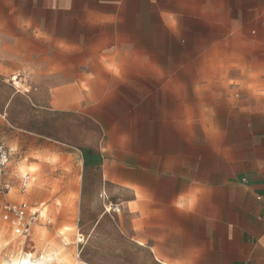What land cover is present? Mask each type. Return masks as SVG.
Wrapping results in <instances>:
<instances>
[{
  "label": "crops",
  "instance_id": "1",
  "mask_svg": "<svg viewBox=\"0 0 264 264\" xmlns=\"http://www.w3.org/2000/svg\"><path fill=\"white\" fill-rule=\"evenodd\" d=\"M0 11L13 58L24 29L27 57L42 44L44 73L79 74L89 59L115 91H137L143 128L107 130L101 165L122 191L128 264H264V56L242 45L264 42V0H0ZM11 63L0 74L16 73ZM125 75L171 78L134 86ZM13 179L8 170L0 200L29 202L34 177L20 175L17 192ZM30 204L46 222L45 202Z\"/></svg>",
  "mask_w": 264,
  "mask_h": 264
},
{
  "label": "rangeland",
  "instance_id": "2",
  "mask_svg": "<svg viewBox=\"0 0 264 264\" xmlns=\"http://www.w3.org/2000/svg\"><path fill=\"white\" fill-rule=\"evenodd\" d=\"M4 14L0 11V17ZM9 33V27L0 26V63L9 66L12 62L17 68L12 76L0 74V118L6 124L0 123V141L13 149L8 169L14 177L13 191L19 188L20 175L28 172L35 176L37 184L32 181L30 185L29 202H45L43 215L52 222L48 224L44 219L37 223L31 237L25 240L0 218V264H7L22 252L51 254L47 264H128L125 209L117 206L122 191L106 184L101 165H85L84 150L102 153L107 130L113 126L117 132L130 130L138 137L143 119L139 116L137 91L125 86L115 91L114 76L89 73L93 62L89 59L79 74L44 73L48 60L40 58L42 44H28L33 46L34 56L27 57L24 29L18 28V38L23 41L16 43L15 59L10 55L14 44L4 38ZM242 45L246 51L257 46L258 56H264V42ZM178 77L201 81L203 76ZM240 77L230 75L225 81L239 84ZM121 78L127 84L140 86L169 81L171 76ZM257 81L262 85L264 75H258ZM115 95L117 104L111 106ZM95 100L105 105L96 107ZM158 123L154 115L146 120L148 127ZM11 130L17 135L13 136ZM33 168H37L34 173L28 170ZM60 248L64 250L62 256L57 254Z\"/></svg>",
  "mask_w": 264,
  "mask_h": 264
},
{
  "label": "built area",
  "instance_id": "3",
  "mask_svg": "<svg viewBox=\"0 0 264 264\" xmlns=\"http://www.w3.org/2000/svg\"><path fill=\"white\" fill-rule=\"evenodd\" d=\"M10 161L11 150L4 142L0 141V195L2 196L7 195L11 187L6 181ZM29 181V175L22 177L21 192H26ZM0 217L12 226L15 234L28 238L31 236L33 226L39 222L41 212L28 201L16 203L0 200ZM46 222L51 223L50 219H47Z\"/></svg>",
  "mask_w": 264,
  "mask_h": 264
},
{
  "label": "bare ground",
  "instance_id": "4",
  "mask_svg": "<svg viewBox=\"0 0 264 264\" xmlns=\"http://www.w3.org/2000/svg\"><path fill=\"white\" fill-rule=\"evenodd\" d=\"M39 168V167H38ZM29 171H32L33 173L37 170V168L28 169ZM40 170V168H39ZM38 172V171H37ZM36 172V173H37ZM37 175V174H36ZM33 182H37L36 177L34 176ZM39 182V181H38ZM37 184V183H36ZM110 208H108L109 210ZM44 232V231H43ZM44 235V234H43ZM81 235V234H80ZM79 236V235H78ZM80 238V237H78ZM83 239H79V241H82ZM78 241V240H77ZM21 255L16 258H12L7 262V264H47L51 260L52 256L51 254H43L41 256H35L34 253L31 252H22ZM57 254L59 256L64 255V250L62 248L57 250ZM83 264H88L85 261H81Z\"/></svg>",
  "mask_w": 264,
  "mask_h": 264
},
{
  "label": "trees",
  "instance_id": "5",
  "mask_svg": "<svg viewBox=\"0 0 264 264\" xmlns=\"http://www.w3.org/2000/svg\"><path fill=\"white\" fill-rule=\"evenodd\" d=\"M84 156L86 159L85 165L94 164L95 166H100L103 163V155L99 150H84Z\"/></svg>",
  "mask_w": 264,
  "mask_h": 264
}]
</instances>
